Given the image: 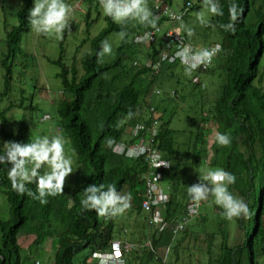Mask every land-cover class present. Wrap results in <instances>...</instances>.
<instances>
[{
    "label": "trees",
    "instance_id": "trees-1",
    "mask_svg": "<svg viewBox=\"0 0 264 264\" xmlns=\"http://www.w3.org/2000/svg\"><path fill=\"white\" fill-rule=\"evenodd\" d=\"M26 2L27 7L18 14L19 25L8 34L10 53L19 43L22 33L29 30L32 0ZM220 2L225 14L223 17H211L215 27L207 28L217 29L222 35L219 41L222 51L215 65L223 75V83L219 96L206 111L207 115H203L201 129L191 133L188 143L177 147V131L170 127V120L165 118L168 111L166 100L150 101L155 107L157 119L161 121L158 147L164 157L171 161V168L164 171L171 192L165 218L172 221L185 213L191 201L187 188L199 182L202 172L200 163L211 167V170L224 168L236 175L237 182L230 186V191L245 200L249 215L226 221L222 216L223 209L213 200L214 229L207 232L205 238L208 264H264V74L260 69L264 52V0H238L242 14L236 22L235 34L219 27L229 22L230 0ZM107 19L108 27L93 38L92 51L82 57L83 72L80 73L75 65L69 68L62 58L57 61L61 66L59 76L63 87L57 112L72 142L77 162L83 166V182L74 187L65 185L62 194L48 197V203L41 204L27 195L18 194L7 175L8 167L12 165L0 164V169H3L0 170V193L6 198L8 214L6 218L0 214V264H29V249L45 244L49 238L57 239L53 264H88L89 257L76 263L77 255L85 248H91V256L97 250H110L112 242L118 238L112 219L97 215L95 210L84 211L80 204L83 190L90 184H115L118 191L131 193L132 210L142 212L144 183L141 177L147 165L143 157L130 158L116 153L112 142L123 140L127 128L137 123L142 122L147 127L151 125V114L147 115L151 107L148 98L153 95L157 77L163 69L154 76L144 66L143 60L157 57L158 43L148 49L137 45L134 37L147 28L141 24L130 27V22L124 28L128 35L121 40L116 56L108 61L101 58L98 62L96 54L101 42L112 32H121L120 25L109 17ZM163 21L158 20L157 25ZM131 34L132 40H129ZM10 56L2 60L6 79L0 100L9 91ZM175 65L166 67L173 68ZM174 91L179 97L178 91ZM176 99L169 93L168 102L174 103ZM130 110L135 115L127 119ZM6 111L0 108V138L3 143H21L20 133L9 129ZM210 123L217 126V132L229 133L232 143L223 147L215 139L207 164L209 150L206 129ZM138 140L133 137L131 142ZM192 167L197 172H192ZM27 187L35 192V183ZM69 202L72 203L71 208L68 207ZM206 219L204 216L203 223ZM234 220L244 231L243 241L237 245L231 244L230 223ZM21 233L35 236L28 250L19 244ZM172 241L173 236L165 231L158 238L154 236L153 245L159 249ZM140 249L139 255L138 249L124 251L125 264L161 263V258H157L154 251L145 247Z\"/></svg>",
    "mask_w": 264,
    "mask_h": 264
},
{
    "label": "rangeland",
    "instance_id": "rangeland-1",
    "mask_svg": "<svg viewBox=\"0 0 264 264\" xmlns=\"http://www.w3.org/2000/svg\"><path fill=\"white\" fill-rule=\"evenodd\" d=\"M157 1L160 0H148V5L153 11ZM166 1L175 12H183L186 0ZM66 2L72 9L69 16L71 31L69 32L66 29L62 40L39 35L29 26V30L22 33L19 43L15 45L13 52L10 53L7 42L8 34L14 27L19 25L18 14L27 7V2L26 0H0V92L5 89L6 79V68L2 65V60L11 54L9 57V64L11 65L9 91L7 96L1 98L0 108L7 109L9 129L15 133H20L21 143L29 142L31 137L35 138L43 135L60 134L67 139L68 143L65 148L66 153L73 158V172L66 177L65 185L74 187L83 182L85 174L83 166L77 162L76 152L62 127L57 112L58 101L63 97L62 80L59 76L61 66L57 61L62 58L69 68L75 65L80 73L83 72L82 57L92 51L91 42L104 28L108 27V19L102 15L98 0H66ZM32 7L33 0L30 9ZM201 9L202 5L199 0H195L188 13L179 22V26L192 44L209 46L214 42L221 41L222 35L217 29L207 28L199 24L196 19V12ZM138 25L139 22H130V27H137ZM173 25V22L167 21L162 24V28L167 30ZM188 28L193 30L192 36L187 34L186 29ZM120 33L112 32L107 37L112 45V53L104 56L102 60L108 61L116 56L121 40L128 35V32H126V35L121 37ZM129 40H132V34L129 35ZM215 63L209 71H192L191 76L185 75L186 66L181 63H176L173 68L166 67L169 65L166 64L162 73L157 77L153 95L148 99H151L154 103L166 100L168 111L165 118L170 120V127L177 131V147L188 143L191 133L201 129L203 115H207L206 111L211 108L220 94L223 75L216 68ZM260 69L264 74V52L260 60ZM196 79L205 87L202 88L198 85L195 87L193 81ZM157 89L161 91V94L157 95L155 92ZM173 90L178 91L179 97L175 96L177 99L174 103H171L167 101V98ZM203 112L205 113L202 114ZM216 127L215 124L210 123L209 128L206 129L209 156L212 155L211 146L215 141ZM125 137L129 138V135L126 134ZM3 144L0 138V146L2 147ZM200 169L202 170L200 174L202 176L212 168L202 162L200 163ZM192 172H197L194 167H192ZM167 184L169 183L162 182L164 187ZM213 200L214 198L210 197L207 201H202L199 216L191 219L185 229L176 234L171 242L172 251L167 262L171 264H208L207 241L205 238H207V232L214 229L212 223ZM6 205V198L0 193V214L2 218L8 217ZM132 209L131 206L122 215L110 218L115 225L114 232L118 237L117 239L137 244V247H139L148 239L151 233L149 226H147V214L144 212L138 213V211ZM204 216L207 219L203 223ZM230 231L231 244H240L244 238V231L235 220L230 223ZM162 233L156 231L155 238H158ZM34 239V235L21 233L19 244L22 248L28 250ZM32 247V249H29L31 255L29 264L54 263L57 239L54 241V238H49L45 244ZM140 248L137 251L138 255L141 253ZM175 250H177V253ZM162 254L163 250L160 251L159 255ZM128 256H126L127 260H129ZM85 257H89L88 264H98L91 256V248H85L80 252L77 255L76 263L83 262ZM152 264L158 263L153 262Z\"/></svg>",
    "mask_w": 264,
    "mask_h": 264
},
{
    "label": "clouds",
    "instance_id": "clouds-1",
    "mask_svg": "<svg viewBox=\"0 0 264 264\" xmlns=\"http://www.w3.org/2000/svg\"><path fill=\"white\" fill-rule=\"evenodd\" d=\"M98 3L102 11V15L111 18V20L114 23L121 26V33H120L121 37L126 35L124 28L129 22H133V21L139 22V24L143 25L147 29L149 28L155 29L157 27L158 20H160L158 15L156 14L155 6L153 11L148 5V0H98ZM199 3L202 5V9L196 12L197 21L201 26L215 27L212 24L211 17L214 16L223 17L225 14L220 0H199ZM188 11L186 12V14L188 13ZM71 12L72 9L68 5L66 0H33V7L29 10L28 24L30 28L39 35L50 36L62 40L64 38L65 30L68 29L69 32L71 31L70 23H69V16ZM241 14L242 13L241 10L239 9L238 0H230L228 5L229 22L226 24H220L219 27L226 32H231L235 34L236 22ZM161 19L164 20L163 23L167 22L166 19L164 18ZM162 24H158V25L162 26ZM186 31L189 36L193 35V30L191 28L186 29ZM184 35L186 36V34ZM135 37H134V42H135ZM188 41L190 42L189 39ZM136 44L141 45L145 49H148L152 46V45L144 46L138 43ZM213 44H216L215 47L211 49L204 48L200 50L197 54H195L193 59L196 62L190 65H186L185 75L191 76L192 71H194L200 65H204L206 67L211 65L213 57L218 52H219L218 54L219 56L222 51V45L220 44V42H214L211 45ZM158 46L159 45H157V47ZM111 53H112V45L107 39H105L104 41L101 42L100 50L96 54L97 61L100 62L101 58H103L106 55H111ZM218 56L215 58L214 63L216 62ZM147 59L143 60L144 65ZM176 63H180V62H176ZM214 63L212 64V66L214 65ZM166 64H164V66ZM198 71H202V70H198ZM153 75L156 76L155 74ZM193 82L199 84L202 88L205 87L204 84L200 83V81L199 82L193 81ZM159 94H161V91ZM170 94L171 96H177L174 90L171 91ZM150 101L151 99H149V105H151V107L149 108L147 115L151 114L152 117L151 125L147 127L144 123L140 122L137 123L135 126L128 127L126 134L129 135V138L125 137L121 141L112 142L113 150L115 143H120V142L135 143V142H131L133 137H137L139 139L137 142L140 141L141 135L133 136L132 133V129H134L137 125L143 126V130L141 131V134L147 136L145 138L148 139L150 130L153 127L152 126L153 122L156 120L157 125L155 126V128L157 130V134L154 137V143L156 144L157 148L161 151V149L158 147V142H157V137L160 132L159 126L161 124V121L157 119V115L155 113V107L152 106V104H150ZM151 108H153V111L151 110ZM134 115L135 113H133L130 110L127 114V119H131ZM215 139L216 142L223 147H228L232 143L231 136L229 133L217 132ZM67 143H68L67 139L60 134H56L52 136L43 135L35 138L31 137L30 141L27 143H20L14 141L5 142L3 146L0 147V164H3L4 166H8V164L12 165L10 168L8 167V172H7L8 179L11 181L12 188L21 196L27 195L35 200H38L41 204H47L48 197H55L57 195L62 194L64 192L66 177L73 172V158L71 155H68L66 153L65 146ZM210 157L211 156L207 158L206 161L207 164L209 163ZM130 158H139V157H130ZM167 160L170 162V164L167 162L162 164L170 165V167L168 169L162 170L163 178L160 182V185L162 189H164L168 193L169 195L168 202H169L171 197L169 184L165 185L166 187L162 185V182L166 183L164 171L169 170L171 168V161L169 159ZM162 164H157L156 167L158 168ZM42 169H44L43 172L41 171ZM141 179L143 180L142 177ZM236 182H237L236 175L232 172L225 170L224 168L208 170L206 174L202 176L200 175V180L198 183L188 186L187 193L191 201L195 202L197 205L200 202L202 204V201H207L210 197L214 198L215 204L223 209L222 212L223 218L226 221H231L234 218L247 217L249 215V206L245 202V200L235 195L232 191H230V186L235 184ZM32 183H35L36 185L35 192L31 191L27 187V185ZM83 193L84 196L80 201L82 209L84 211L95 210L96 214L99 216L117 217L119 215H122L127 209L131 207V199H132L131 193L124 194L121 191H118L115 184H107V185L103 183L90 184L86 187L85 190H83ZM191 201L188 203V205L191 203ZM168 202H166L164 207L162 208V214L166 222L172 223L178 220L179 218L172 221L166 220L165 208ZM68 207L69 208L72 207L71 202H69ZM200 211L201 210L199 208V212ZM142 212L147 214V226H149L148 224L149 215L146 211H144L143 208H142ZM199 212L198 215L194 218H197L199 216ZM149 228L151 234L149 235L148 239L144 241V243L139 245V247H145L152 250V248H150L148 244L150 241L151 245L154 248V250L152 251L155 252L157 258H161L160 264H163L162 257L165 253V250L168 247H170V251L167 256V260H168L170 252L172 251L171 244L166 245L163 249L162 248L155 249L153 245V240H154L155 232L159 230L153 229L150 226ZM165 231H168L173 236V239L176 236V234L171 233L168 228H165L164 230L159 232H165ZM115 241L129 243L134 246L133 249L125 252H130L134 249H139V247H137V244H133L131 242L118 240V239L114 240L113 242ZM161 250H163V254L159 255ZM97 251H103V250H97ZM110 251H112V247L110 250H106V252H110ZM95 252H93V254ZM125 252H123L122 264H125V260H124ZM167 260H166V264H168ZM98 264H100L99 261Z\"/></svg>",
    "mask_w": 264,
    "mask_h": 264
},
{
    "label": "built area",
    "instance_id": "built-area-1",
    "mask_svg": "<svg viewBox=\"0 0 264 264\" xmlns=\"http://www.w3.org/2000/svg\"><path fill=\"white\" fill-rule=\"evenodd\" d=\"M194 0H187L183 12L177 13L170 8L168 3L164 0H160L155 5V11L159 19L164 18L169 22H173L174 25L167 30H164L161 25H157L155 29L149 28L135 37V42L144 46H150L157 44L159 51L156 58L150 57L145 62V67L148 68L153 74H159L164 64H173L180 62L182 64L190 65L196 61L193 59L195 54L204 48H213L216 44L210 46H197L188 41L186 36L183 34L182 29L178 26V23L183 19V16L192 6ZM191 5V6H189ZM179 33V34H178ZM219 52L213 57L210 66L200 65L194 71L208 70L215 61ZM199 82L198 79L194 80ZM157 94L160 90L155 91ZM153 111V108H151ZM157 121L153 122V127L150 130L149 138L146 139L145 135L141 134L143 130L142 125H137L132 129L133 136H140V141L135 143H115L114 151L119 154H124L128 157H140L144 158L147 165V171L143 174L142 178L144 181V194L142 201V208L148 213V224L151 228L159 231L168 228L171 233L177 234L183 231L186 225L191 219L196 217L199 212L201 202L197 205L195 202L191 203L187 207L186 213L178 220L168 223L165 221L162 208L165 203L169 200L168 193L162 189L160 182L163 178V169H168L170 165L162 163L170 162L165 159L161 151L157 148L154 143V137L157 134L155 126ZM157 164H162L158 168ZM191 209V211H190ZM149 247L154 250L153 246L149 241ZM134 246L129 243H123L121 241H115L112 244V251H97L93 254L100 264H122L123 252L133 249ZM170 251V247L165 250L162 257V263L166 264L167 256Z\"/></svg>",
    "mask_w": 264,
    "mask_h": 264
}]
</instances>
